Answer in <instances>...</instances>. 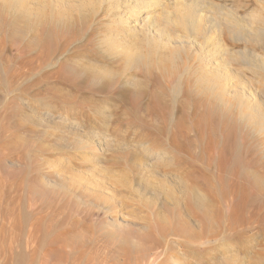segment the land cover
Wrapping results in <instances>:
<instances>
[{"label":"rangeland","instance_id":"rangeland-1","mask_svg":"<svg viewBox=\"0 0 264 264\" xmlns=\"http://www.w3.org/2000/svg\"><path fill=\"white\" fill-rule=\"evenodd\" d=\"M100 1L60 30L0 10V264H264L262 139L235 112L172 95L175 75L138 72L141 84L124 86V63L100 44L129 18L122 38L145 51L147 33L166 52L184 47L182 71L222 42L216 62L234 75L233 94L264 110V71L242 62L264 59V36H189L182 0ZM187 1L206 2L204 29L220 7L264 35V0ZM152 152L164 158L155 171Z\"/></svg>","mask_w":264,"mask_h":264},{"label":"bare ground","instance_id":"bare-ground-1","mask_svg":"<svg viewBox=\"0 0 264 264\" xmlns=\"http://www.w3.org/2000/svg\"><path fill=\"white\" fill-rule=\"evenodd\" d=\"M100 4V0H0V10L11 13L14 16L15 21L26 22V24L28 23V25H30L32 28L39 29L41 26L49 24L54 29L60 30L62 28H66V25H72L70 23V20H72L74 14L76 15L75 11L80 14V18L82 16L84 19L83 13L87 7H89L91 12L97 13ZM205 4L206 2L190 3L187 0H182L176 4L187 10L185 17L183 18L185 21L182 20L181 23L185 24L188 27L187 30L189 36L195 34L199 35L203 30L204 34H208L210 30H213L218 34V36H220V38L225 37L224 31L226 30L232 39L240 41L245 40L246 42L248 41L245 38L243 32L244 30L245 32L247 31L250 36H254L255 40L257 41L260 40V37L264 36L259 32H255L254 29L251 28V25L247 26L249 22L253 21L252 17H246L248 19L247 24L246 22H244L245 18H238L233 12L220 7H217V13L220 15L221 21L213 18L210 22L211 26L208 27L209 30L206 28L204 29L203 25L201 24V17L196 13V8L198 7V5L203 6ZM141 5L142 1L136 0L134 9L141 10ZM154 5H157L155 4V1L150 0L148 6L153 7ZM170 15L171 14L169 13V16ZM125 17L126 16H123L121 18L124 19ZM83 19L81 18V20ZM117 22L118 23H116V25L112 28L110 36L107 37L103 44L102 42L100 44L105 48L104 53L113 58V61L115 60L118 63H124V74L122 76V79L124 80V86L136 88L138 85H140L141 81L135 75V73L138 72L142 73L143 75L146 74L147 76L148 74H150V72H154L156 70L155 72L159 71L160 73H162V75H166L165 77H171L172 75H175L177 77V85L174 90H171V93H173L172 95H174L175 97H183L184 93L193 94L196 99L198 98V107L208 105L212 108H217L227 113L235 112L238 121L240 123H245L249 128H251L249 129L252 130L251 132L262 139V149L264 150V110L261 108L262 104L257 99H254L252 97V103L248 102L247 100L250 97L247 98V95L245 93L240 94L236 92L233 94L235 86L232 84V82H230V78H233L234 75L230 76L231 74H228V65H226L223 61H220V63L216 62V52H214L216 51V49L218 51H221L220 55L226 54L222 42L218 43V47H216V49L208 51L207 55H199L196 58L197 62L195 67H185L182 69V71H180V62L185 63V60L189 59L188 53H186L187 51L185 52L184 47H182L183 51L172 50L170 52H166L162 49L163 43L156 42L154 39L150 38V34L147 33L146 36L149 37L147 38V46L149 49L146 51L136 49L134 46V42L131 41L130 43H128L125 38H122V34L118 33V31L116 30V28H119V26L121 25L128 27L129 18H126L123 22ZM255 22H257V24L260 22L263 25V27L259 29L264 33V23L259 20H255ZM166 30L167 29L163 28L161 29L160 33L162 35H165ZM125 33L128 36L132 34L128 31ZM132 36L133 39H135L138 35L133 34ZM206 42H208L207 39ZM244 56H246V58L242 59L243 63L248 66L257 67L264 71V59L253 57L254 59H256L254 60L253 58H247V55ZM210 58H213L215 61L212 62ZM190 60H192L191 57ZM178 69L180 72L178 71ZM101 75L104 77L103 73ZM185 77H188V79H186ZM111 78L113 79L112 75ZM137 93L138 92H136L135 94ZM249 100L251 101V99ZM151 149L154 150V148ZM96 151V148H93L91 150L92 153H95ZM151 154L153 156L151 155L150 157L154 160V162L147 164V168L153 171L154 168H157L158 166L163 164L164 158L160 153L157 152H152ZM258 180V177H254L255 183H257ZM187 186L188 185L186 184V181L185 183L183 182V185L179 187L180 193L181 191L184 192L185 189L187 190ZM198 191L199 190L194 193L195 201H197V204L199 203V205L206 211L212 212V203L210 204L205 199V194L204 196L203 194H201L202 192L200 193ZM199 205H197L198 208ZM206 243L203 245H206Z\"/></svg>","mask_w":264,"mask_h":264}]
</instances>
